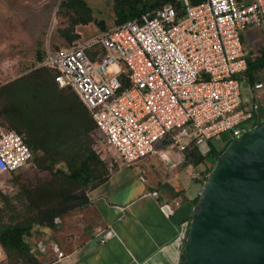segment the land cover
Here are the masks:
<instances>
[{
    "label": "built area",
    "instance_id": "2783aa9c",
    "mask_svg": "<svg viewBox=\"0 0 264 264\" xmlns=\"http://www.w3.org/2000/svg\"><path fill=\"white\" fill-rule=\"evenodd\" d=\"M180 2L179 15L164 4L68 48L45 50L41 64L55 71L57 87L74 91L99 142L125 165L161 139L181 151L222 132L238 136L259 119L254 105L242 102L239 75L246 68L243 32L258 30L264 51V0ZM263 76L251 90L264 92ZM30 157L21 136L0 126V177Z\"/></svg>",
    "mask_w": 264,
    "mask_h": 264
},
{
    "label": "trees",
    "instance_id": "16d2710c",
    "mask_svg": "<svg viewBox=\"0 0 264 264\" xmlns=\"http://www.w3.org/2000/svg\"><path fill=\"white\" fill-rule=\"evenodd\" d=\"M188 1L192 4L200 0ZM168 3L179 15L180 0H112L113 20L112 25H107L92 17L85 0H60L59 11L65 14L67 24L57 32L64 44L52 47L51 51L68 48L79 38L74 31L76 25L96 22L103 32ZM44 56L45 52L41 54L37 49L35 64L0 83V125L16 131L31 152L25 165L6 174L14 179L12 192L0 189V247L9 263L42 264L29 252L24 240L29 230L52 229L55 218L85 206L87 190L103 181L115 165L108 166L93 150L90 136L95 128L93 120L70 87H57L53 80L55 71L41 64ZM245 63L246 68L239 76L251 86L264 71L260 44L253 56L245 55ZM162 143L168 142L162 139ZM219 152L220 148L210 140L189 143L180 151L181 164L194 167L209 156L204 179ZM29 164L43 176L19 181L17 172ZM195 199L196 196L189 203Z\"/></svg>",
    "mask_w": 264,
    "mask_h": 264
},
{
    "label": "crops",
    "instance_id": "0c3cea01",
    "mask_svg": "<svg viewBox=\"0 0 264 264\" xmlns=\"http://www.w3.org/2000/svg\"><path fill=\"white\" fill-rule=\"evenodd\" d=\"M250 31L260 44L259 31ZM254 54L246 50V55ZM107 159L115 165L87 190L85 206L55 218L52 229L29 230L24 237L29 252L42 264H177L189 201L199 190L188 193L192 184L187 179L196 180V166H183L181 153L168 150L132 165L116 160L115 154Z\"/></svg>",
    "mask_w": 264,
    "mask_h": 264
},
{
    "label": "water",
    "instance_id": "95a60500",
    "mask_svg": "<svg viewBox=\"0 0 264 264\" xmlns=\"http://www.w3.org/2000/svg\"><path fill=\"white\" fill-rule=\"evenodd\" d=\"M219 148L191 204L177 264H264V117Z\"/></svg>",
    "mask_w": 264,
    "mask_h": 264
},
{
    "label": "rangeland",
    "instance_id": "374dc122",
    "mask_svg": "<svg viewBox=\"0 0 264 264\" xmlns=\"http://www.w3.org/2000/svg\"><path fill=\"white\" fill-rule=\"evenodd\" d=\"M60 0H0V83L10 80L28 70L35 64V52L38 49L41 54L46 49L52 50L54 46H62L63 39L59 36L57 29L66 26V16L59 11L58 3ZM91 9L92 17L95 20H102L107 25H112L113 12L111 8L112 0H85ZM74 31L79 34V38L87 39L100 33L96 22L85 25H76ZM245 43L243 49L255 52L259 43L250 30L245 31ZM257 40V41H253ZM248 43V45H247ZM251 43V44H249ZM251 48V49H250ZM240 96L243 104L251 107L254 105L260 116H264V92L251 90L245 81L240 83ZM1 126V125H0ZM4 128L3 126H1ZM5 129V128H4ZM92 148L103 156L108 163V157L112 156L113 150L107 148L99 142L96 130L92 131ZM98 140L95 141V140ZM228 132H222L210 139L216 147L224 145L229 140ZM168 142V141H167ZM180 152L176 147L169 144L165 145L161 141L154 144L151 155L156 152ZM150 154V153H149ZM206 164H210L209 156L204 161L196 165L192 170L197 176L194 181L189 178L192 184L188 193H195L203 180V172ZM109 166V165H108ZM171 165H169L170 167ZM172 168V167H170ZM19 181L32 180L36 176H43V173L35 170L30 164L26 168L17 172ZM208 172L205 173V177ZM14 179L4 175L0 179V189L5 193H11L14 189ZM183 185V183H181ZM0 264L9 263L3 255Z\"/></svg>",
    "mask_w": 264,
    "mask_h": 264
}]
</instances>
